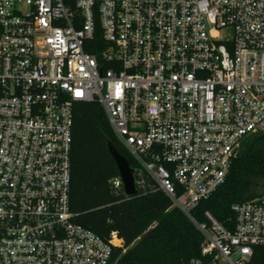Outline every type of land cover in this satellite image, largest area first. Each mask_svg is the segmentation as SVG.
Segmentation results:
<instances>
[{"label":"built area","instance_id":"2783aa9c","mask_svg":"<svg viewBox=\"0 0 264 264\" xmlns=\"http://www.w3.org/2000/svg\"><path fill=\"white\" fill-rule=\"evenodd\" d=\"M80 102L104 108L137 190L163 191L202 233L210 259L191 264H264V196L233 207L234 231L193 214L264 135V0H0V264L126 251L71 210Z\"/></svg>","mask_w":264,"mask_h":264},{"label":"trees","instance_id":"16d2710c","mask_svg":"<svg viewBox=\"0 0 264 264\" xmlns=\"http://www.w3.org/2000/svg\"><path fill=\"white\" fill-rule=\"evenodd\" d=\"M135 167L129 152L114 135L102 105L80 102L74 106L71 149V210L75 222L108 237L117 231L126 251L118 249L114 264H191L208 262L204 236L161 190L147 187L129 197L116 191L110 180L119 175L109 144ZM264 196V135L246 137L225 182L194 210L204 220L209 211L230 231L236 227L233 207ZM264 260V247L255 248Z\"/></svg>","mask_w":264,"mask_h":264},{"label":"water","instance_id":"95a60500","mask_svg":"<svg viewBox=\"0 0 264 264\" xmlns=\"http://www.w3.org/2000/svg\"><path fill=\"white\" fill-rule=\"evenodd\" d=\"M109 151L117 165L119 175L122 178L125 194L129 197L136 196L138 190L135 186L134 169L129 161L120 154L111 143L109 144Z\"/></svg>","mask_w":264,"mask_h":264}]
</instances>
